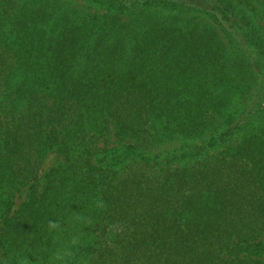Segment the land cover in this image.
Masks as SVG:
<instances>
[{
    "label": "trees",
    "instance_id": "1",
    "mask_svg": "<svg viewBox=\"0 0 264 264\" xmlns=\"http://www.w3.org/2000/svg\"><path fill=\"white\" fill-rule=\"evenodd\" d=\"M84 1L0 0V264H264V0Z\"/></svg>",
    "mask_w": 264,
    "mask_h": 264
},
{
    "label": "rangeland",
    "instance_id": "2",
    "mask_svg": "<svg viewBox=\"0 0 264 264\" xmlns=\"http://www.w3.org/2000/svg\"><path fill=\"white\" fill-rule=\"evenodd\" d=\"M70 1H72V0H70ZM74 1H76L80 6H82V5H84V4H88V2H86V1H84V0H74ZM80 6H79V7H80ZM95 9H97V8H95ZM99 10L102 12V9H99ZM58 161H59V159H58V157H57L56 154H50V155L47 157L46 162H45V167H46V169H47L49 166L53 165L54 163H56V162H58ZM21 199H22V198H19V199L17 200V202H20Z\"/></svg>",
    "mask_w": 264,
    "mask_h": 264
}]
</instances>
